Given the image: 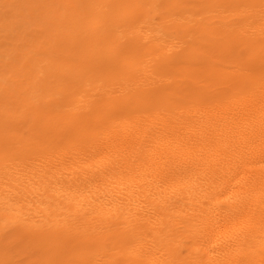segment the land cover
<instances>
[{"label":"bare ground","instance_id":"bare-ground-1","mask_svg":"<svg viewBox=\"0 0 264 264\" xmlns=\"http://www.w3.org/2000/svg\"><path fill=\"white\" fill-rule=\"evenodd\" d=\"M167 4L169 5L168 2ZM94 5L92 4L93 9L96 7ZM104 5L108 8L105 12L111 11L115 14L123 6L117 0H111ZM89 6L91 7V4ZM126 6L129 7L131 4ZM133 7L134 4L132 9ZM170 7L172 9V6ZM138 10L140 11V7ZM105 15L100 14L101 17ZM112 15L114 17L113 13ZM135 15L134 17H138ZM231 15L233 14L223 15L213 23L205 20L202 29L204 40L205 43L211 44L217 55L231 57L236 63L234 67L241 66L245 69L242 75L251 78L252 75L247 76L250 73L248 70L250 65L253 66L252 59L257 56L254 55L255 52L257 53L260 47H264V39L250 38L248 33L252 31L250 28H245L250 24V20L247 21L248 24L235 26L236 23L231 24L229 21ZM96 16L97 14L93 18L96 19ZM124 20L121 21L125 22ZM74 23L72 22L73 26ZM84 23L85 21L81 24ZM152 25L144 24L149 33L144 34L141 45L145 44L146 39L149 41L147 52L154 53L153 59L157 63L172 61L174 64L185 54H190L193 41L184 38L186 40L183 39L180 48L171 52L170 50L176 45L172 41L175 37L163 43L166 33L158 29V25L154 26V23ZM59 26L58 23L52 34L51 45H48V50L42 51L41 57L44 67L52 76L56 74L58 78L67 75L69 65L72 67L69 55L73 56L71 46H75L72 45L74 39L71 37L67 39L66 36L64 38L62 25ZM78 31L75 36L78 35ZM243 32H246V36L240 38L239 35ZM49 37L47 39H50ZM39 42L41 41L37 43ZM64 43L66 45L69 43V46L65 47ZM86 43L89 44L87 41ZM161 43L164 44L162 51H160ZM133 44V42L129 44L130 48ZM111 45V50L117 55L113 60H102L101 50L96 49V45L94 50L90 47L88 49L89 45H83L84 47H80L74 56L84 60L86 56L90 59L89 62L98 58L97 62L103 64L105 71L96 72L94 78L106 80L109 71H113L107 72L106 68L111 65L110 62L115 60L117 65H122L127 56H130L124 46ZM243 47L248 50V55L242 58L239 48ZM25 60L27 59L24 57ZM131 61L135 62L132 59ZM216 72L223 78L229 75L221 69ZM86 76L88 80L91 79V75ZM239 78V75L236 78L233 76V82L238 84L241 81ZM41 79H36V83H33L35 86L32 87L39 91L38 95L35 94L39 97L38 100H30L29 97L24 99L23 96L21 102L17 99L20 102L19 111L25 110L32 120L31 140L18 138L11 141L5 131H0V264H15L10 259V248L11 245L13 246L12 242L18 238L26 240L28 249L32 251L31 258L26 264H264V110H262L264 102L255 107L259 109L255 115L247 114L246 110L250 109V103L245 105L244 101L228 103L229 105L214 104L215 106L209 107L199 104L190 108L182 107L171 101V96L176 94L178 88H165L162 83V87L155 85L144 91H134L127 87L100 88L94 85L82 90H86L83 97H77L81 88L72 90L73 80L75 84L81 80V74H77L74 79L64 81L62 85L70 96H73L71 101L77 104L74 103L73 107H68L64 111L54 112L48 109L43 113L37 112V108L33 107L41 102L40 92L43 88L40 86L46 83ZM226 79L232 80V77L228 76ZM55 82L54 86H57L58 83ZM4 83L1 82L3 85ZM17 83H20L19 80ZM19 89L18 87L17 90ZM28 89L25 91L28 92ZM71 101L65 102V105L70 106ZM8 103L10 101H7V105H10ZM17 154L21 155L22 157H19L22 159L14 158ZM185 218L189 221V225L182 230L180 223ZM16 244H19L18 241Z\"/></svg>","mask_w":264,"mask_h":264},{"label":"rangeland","instance_id":"rangeland-1","mask_svg":"<svg viewBox=\"0 0 264 264\" xmlns=\"http://www.w3.org/2000/svg\"><path fill=\"white\" fill-rule=\"evenodd\" d=\"M31 1H33V2H31ZM93 1H94V3H93ZM103 1L104 0H88V3H87V0H74V1L73 0H69V1L68 0H37V1L36 0H0V18H1V20H0V55H1V57H0V61H1L0 62V92L2 93V95L0 93V95H1L0 96V101H1L0 102V108H1L0 109V112L2 111V113H0V131H5L9 135V137H8L9 140L15 141V140H18V138H20L22 140H25V141L31 140V136H32L31 133L33 131V129H32V123H31L32 120L27 116L25 110H23V109L21 110L20 109V111H19V106L18 105L22 101L23 97H24V99L29 97L30 100L31 99H35V100H38L39 99V97L36 96V95H38L37 93H39V91L37 92V88L36 89L35 88L34 89L32 88V87L35 86V85H33V83L34 82L36 83V81H35L36 79H41L42 78L41 80H43V82H46V83L40 86L41 88H43L44 91L39 87L41 89V92H40V95H41V100L40 101L41 102H38V104H36L33 107L35 109L37 108L36 109L37 112H43V113H45L48 109H51L54 112H58V111H62V110L64 111L68 107H73L74 103H75V105L77 104L75 101H71V100H73V96H70V94L68 93V90L62 86L64 84V81H67V80L68 81L69 80L71 81L72 79L75 78V76L77 74H81V80L79 81V83L77 82L76 84H75V81L73 80L74 85L72 86V88H73L72 90H74L76 88H81L80 93L76 95L77 97L78 96L83 97L84 96V93L86 92V90L85 91H82V90L84 88H90V87H92L94 85H98L100 88L127 87V88H131L134 91H144L146 89L153 88V86H155V85L161 86L163 84L162 86L165 87V88H171V87L172 88L173 87L174 88H178L176 94H174V96H171V98H172L171 101L173 100V102L175 104H177L178 106H182V107L184 106V107L190 108V107H192L194 105H198L199 104V105H204L205 107H209V106H215L214 104H216V105H223V104L229 105L228 103H232V102L240 103V102H243L244 101V102H246L245 105H248L250 103V107H249L250 109L249 110L248 109L246 110L247 114L250 115V114L253 113L252 115H255V114L258 113L259 109H256L255 107H258L259 106L258 105L259 103L261 104L262 102H264V88H260V87H264V52H261V51H264V47H260L258 49V52L257 53L255 52L254 55H257V56L252 59L253 66L251 67V65H250L249 70H248L251 74L248 73V75H247V76H249V75H252V76H251V78H249L250 76L249 77H246L245 76L248 79L247 80L242 75L245 72V69H243L241 66L240 67H241L242 70L240 69V67H234L236 65V63L233 62V60H232L231 57L228 58L226 56L217 55L215 53V51H213V47L211 46V44L208 43V42L205 43L206 40H204L205 39V36H204V34L202 32V29H203V25H204L205 20H206V22L207 21L208 22L211 21V23H213L215 21V19H220L221 17H223V15H227V14H230L231 13V14H233L229 18V21H230L231 24L236 23L235 26H242V25H244L243 23H247V21L250 20V24L247 23L248 25L245 27V28H250V31H252V33L251 32H249L250 34L248 33V36L250 38H255V37L259 38L260 37V39L262 40V39H264V34H259V33H264V24H262V23H264V18H262V17H264V0H235V1L234 0H226L227 2L225 0H220V1L219 0H209V1L203 0L204 2L201 1V0H179V1L178 0H122V1L121 0H117L118 3L120 5H123L122 7H124V8L122 9V7H121L122 10L121 9H118L119 11L117 10L116 14H115V12H111V11L110 12H108V11L105 12V10H108V8L104 4L107 3V2H110L111 0H109L107 2L105 0L104 1V4H103ZM120 1L123 2V3H121ZM173 1H175V2H173ZM185 1H186V5H185ZM196 1H197V3H195ZM210 1H212V2H210ZM66 2H68V3H66ZM127 2H129V3H127ZM139 2H141V4H143V5H140ZM167 2L169 3V5L167 4ZM172 2H173V4H172ZM190 2L194 5V7L191 8V6H193V5ZM181 3H183V4H181ZM209 3H210V5H209ZM90 4H91V7L89 6ZM92 4L93 5L95 4L94 6H96L94 9H93ZM128 4L129 5L131 4V6H129L131 8H129L128 6H126ZM133 4H134V7L132 9ZM160 5H161V8H160ZM178 5H180V6H178ZM188 5H189V7H188ZM54 6H56V8ZM83 6H84V8H83ZM141 6L144 7V8H142ZM170 6H172V9H171ZM185 6H187V7H185ZM139 7H140V11L138 10ZM207 7H208V9H206ZM83 9H85V10H83ZM168 9H170V10H168ZM55 10H58V12L57 11L55 12ZM90 10H91V12H90ZM27 11H29V12H27ZM138 11H139L140 14H138ZM143 11L145 13H143ZM211 11H212V13H211ZM183 12H185V13H183ZM75 13H77V14H75ZM112 13L114 14V17L112 15ZM135 13H136V15H135ZM89 14L91 16L92 15L93 16L91 17ZM94 14L95 15L97 14L96 19H94L95 18V15ZM100 14H103V15L106 14L105 15L106 17L105 16L101 17L102 15L100 16ZM110 14H111V16H109ZM134 15L135 16H138V17H134ZM165 15H166V17H165ZM48 17L50 18V20H47V19H49ZM54 17L57 18V19H55ZM68 17L69 18L71 17V18L69 19ZM259 17L261 18V20H259L260 19ZM66 18H68V19H66ZM86 18L88 19V21H86ZM133 18H136V19H133ZM169 18H172V19H170L171 21L169 20ZM253 18H254V20L257 18V20L254 21ZM51 19H53V20H51ZM106 19H107V21H106ZM143 19H145V20L143 21ZM61 20H62V22L64 21L63 23H65L66 25L63 24L61 22ZM121 20H124L125 22H122ZM134 20H135V22L137 24L138 23L139 24L137 25L135 22H133ZM200 20H202V21H200ZM82 21L83 22L85 21V23L84 24H81V23H83ZM253 21H254V23H253ZM51 22L54 23V24H52ZM72 22L73 23L75 22L74 23V26H73ZM78 22H80V24H78ZM105 22L106 23L108 22V23L107 24H104ZM130 22H132V23H130ZM152 22L154 23V26H157L158 25V29H162L163 32L167 34V36L165 34V38L163 39L164 40L163 43H167L168 40H171L173 37H175L174 39H172V41H174L177 46L175 45V47L170 50L171 52L172 51H175L177 48H180V46L184 42L183 41L184 38L189 39L190 42L193 41L192 42L193 43L192 46L195 49L192 47L190 54H185L182 59H180L178 62H176L174 64H172L173 63L172 61H170V62L167 61V62L157 63L153 59V54L154 53H152V51L151 52H147V47H148L149 41L146 39L145 44L144 45H141V41H143V39H144V34L149 33V30H147L148 28L145 27V26L146 25L153 26L152 25L153 24ZM195 22H196V24H195ZM58 23H59L60 26L61 25L64 26V27L61 26L62 31H63L62 32V35H64V38L67 37V39H70V37H71V38L74 39V41L72 42L73 43L72 45L75 44V46L74 47L71 46V54L73 56H74V54L76 55V52L78 53V49L80 47H84L83 45H86V46L89 45L88 46V49L90 47L92 50L95 49V46L94 45H96V49L100 48L99 50H101V54H102L101 58H102V60L103 59H105V60L106 59L113 60L114 58H116L117 55H116V53L114 54L115 51L111 50V48H110L112 46L111 44H114V46H117L119 44H120V46H124V48H126V50H128V52L130 53V54H128L130 56H127V59L122 62V65L123 66L122 65H117L116 62H115V60L114 61H111L110 62L111 65L108 66L109 69L108 68H106V69H107V72L109 70H113V71H109V77L106 80L105 79H102V78H100L99 80H97L98 79L97 76H96L97 77L96 79L94 78V76L97 73L103 72L102 70L105 71V69H104L105 67H103V64L97 62L98 58H95V59L91 60V62H89L90 59H88L86 56H85V58H86L85 60H84V58L83 59L80 58L81 59L80 60L78 58V56H74L76 58L75 59V58H73V56L69 55L70 56V64L72 65V67L69 65V67H68V69L66 71L67 75H63V76H61L59 78H58V76L56 74H54L52 76V74L44 67V63L41 62V57H42V51L49 49V46L51 45V40H52V37H53L52 34H54L55 27L57 26ZM115 23L117 25H113ZM258 23H261V24H258ZM50 24H52V25H50ZM144 24H145V26H144ZM79 25H82V26H79ZM29 26H33V27H29ZM37 27H38V29H37ZM93 27H94V29H93ZM106 27H108V28H106ZM181 27H183V28H181ZM192 27H193V30H192ZM133 28H134V30H133ZM194 28H196V30H194ZM183 29H185V30H183ZM259 29H260V31H259ZM23 30H24V33H23ZM78 30H80V31H78ZM89 30H90V32H89ZM91 30H92V32H91ZM98 30H100V32ZM186 30H187V32H186ZM189 30L191 31V33H190ZM31 31L34 32V34H36V35H34V34L32 35V32ZM76 31H78V35L75 36V33L77 34ZM102 31H104V32H102ZM128 31H130V32H128ZM170 31H172V32H170ZM26 32H28V33H26ZM29 32H30V34H29ZM45 32H46V35L48 37L51 34L50 37H49L50 39H47L48 37L45 35ZM98 32H99V34H97ZM180 32H182V33H180ZM170 33H171V35L169 36ZM103 34L106 35V36H104ZM194 34L195 35L198 34V35L195 36ZM96 35L99 36V37H97ZM173 35H175V36H173ZM251 35H252V37H251ZM24 36H25V38H24ZM239 36H240V38H243V36H246V32H243ZM43 38H44V40H45L46 43L44 42ZM82 38H83V40H82ZM86 38L89 39V40H87ZM106 39H108V40H106ZM186 39H184V40H186ZM23 40H24L25 44H24ZM30 40H32V41H30ZM37 40L38 41H41V42L37 43L38 42ZM201 40H202V42H201ZM86 41L89 42V44L86 43ZM177 41H179V42H177ZM91 42H93V43H91ZM131 42L134 43L132 45V48H130V45H129ZM35 43H36V45H35ZM106 43H108L107 46L109 48L106 46ZM163 43H161L162 45L160 47V51H162L164 49V46H163L164 44ZM12 44H14V45H12ZM16 44H17V46H16ZM109 44H110V46H109ZM63 45H65V47L66 46L68 47L69 46V43L67 45L64 43ZM202 46H205V47H202ZM32 47L34 49H29V48H32ZM136 47H138V48H136ZM211 47H212V49H211ZM26 48L29 49V50H27ZM74 49H75V51H74ZM135 49L136 50L138 49V50L136 51ZM140 49H142V50H140ZM38 50H40V51H38ZM11 51H12V53H11ZM26 51H27V53H26ZM138 51L141 52V55L140 56H139V52ZM136 52L138 53L137 55H136ZM239 52H240L239 54H240V56L242 58L244 56L248 55V50H246V48H244V47L243 48H239ZM9 54L12 56L13 59L11 58V56H9ZM114 55H115V57H114ZM188 55H190V56H188ZM191 55H192V57H191ZM6 56L8 57V59H7ZM24 57L27 60L24 61ZM189 57H191V58H189ZM257 57H259V59ZM195 58H196V60H195ZM5 59H6V61H4ZM131 59L133 61H135V62H132L131 61L132 62L131 63L130 62ZM201 59H203V61ZM9 60H11V61H9ZM15 60H16V62H15ZM94 60H95V62H94ZM102 60H100V61H102ZM221 60H222V62H221ZM24 62H25V64H24ZM30 62H31V64H30ZM96 62H97V65H99V66H97V65L95 66L94 65V64H96ZM185 63L186 64L188 63V64L186 65ZM191 63H193V64H191ZM22 64H24V65H22ZM169 64H171V65H169ZM258 64H260V65L258 66ZM37 65L38 66L41 65V66H39L40 68ZM89 65L91 66L90 67L91 69L88 67ZM124 65H128V66H124ZM15 66H16V68H15ZM78 66H80V67H78ZM81 66H82V68H81ZM185 66H187V67H185ZM195 66L197 67V69H196ZM18 67H19V69H18ZM201 67H202V69H201ZM76 68H77V70H76ZM96 68H97V70H96ZM188 68L191 70V72L192 71L193 72L191 73ZM12 69H13V71H12ZM23 69H25V70H23ZM89 69H90V71H89ZM168 69H170V70H168ZM206 69L208 70L207 72H206ZM220 69H221V71H225V72L229 73L228 76L232 77V80L231 79L230 80L226 79L228 76L225 77V78L219 77V75L217 74L218 72H216V71H219ZM43 70L44 71L47 70V71L44 73ZM188 70H189V72H188ZM21 71L22 72L25 71V73L23 72V74H21L22 73ZM205 73H208V74L206 75ZM48 74H50L53 78L50 75H49V77H50L49 78L47 76ZM191 74H192L193 77L191 76ZM42 75H43V77H42ZM86 75H91L90 76L91 79L88 80V76H86ZM195 75H197L199 78L197 76L195 78ZM199 75L202 76V77H204V78L200 77ZM238 75L240 77L239 80H241V81L238 84H236L235 82H233V80H234L233 79V76H234V78H236ZM21 76H24V77L22 78ZM36 76L38 78H36ZM19 77H21V78H19ZM213 77H215V79H213ZM243 77H244V80L245 81L242 80ZM222 78H223L224 81L222 80ZM48 79H50V80H48ZM60 79H62L61 82H60ZM250 79H252V80H250ZM18 80H19L20 83H17ZM32 80H33V82H32ZM193 80H195V81L193 82ZM4 81H5V83H4ZM13 81H14V83H13ZM26 81H27V83L29 85L26 83ZM55 81H57V83H58L57 86H54V84H56ZM95 81H97V82H95ZM107 81H108V83H107ZM176 81H178V82H176ZM1 82L4 83V85L1 84ZM16 83L19 84V85H17ZM59 83H61V84H59ZM195 83L196 84L198 83V84L195 85ZM215 83H216V85H215ZM234 83L237 85L236 86L237 88L235 87V84ZM240 83L243 84L244 86L243 85H240ZM21 84H22V86H21ZM23 84H25V85H23ZM205 84H206V87L207 88L205 87ZM211 84L213 86H210ZM221 84H223L224 86L222 87ZM11 85H13V86H11ZM30 85H31V87H30ZM14 86H16L17 88L14 87ZM18 87L20 89H22V90H20V89L17 90ZM23 87H26V88L23 89ZM244 87L246 88V90H245ZM8 88H9L10 91L8 90ZM30 88H31V90H30ZM203 88L205 89L204 91H203ZM13 89L15 90V92H14ZM27 89L29 90L28 92H26ZM222 91L224 93H222ZM251 91H253V92H251ZM19 92L21 94H19ZM246 94H247V96L245 97ZM222 95H225V96H222ZM249 95H251L252 98L249 97ZM256 95H259L260 97L259 96H256ZM261 95H262V97H261ZM5 97H7L8 99H5ZM185 97H186V99H185ZM254 97L257 100H255ZM187 99H189V100L191 99V100L189 101ZM208 100H210V101H208ZM7 101L8 102L10 101V103H8L10 105H7ZM68 101H71L70 106H66L65 105V102H68ZM247 101H249V102H247ZM16 103H18V104H16ZM3 109H4L5 112L3 111ZM251 109H252V112H250ZM262 110H264V109H262ZM4 113H6V115ZM3 115H5V116L3 117ZM5 124L7 125V127H6ZM9 127H10V129H9ZM6 128H8L7 131L5 130ZM12 128H14V129L12 130ZM2 129H4V130H2ZM18 129H19V131H18ZM15 134H17V135H15ZM217 135H218V133H217ZM16 136H18V137H16ZM22 137H24V138H22ZM19 156L22 157L21 155L17 154L16 156H14V158L17 157L18 159H22ZM12 157H8V158H12ZM100 189H99V191H101ZM182 221L183 222L180 223V224L183 227L182 230H184V229H186L188 227L189 221L186 218L183 219ZM20 239L21 238H18V240L12 242L13 246L11 245V248H10V259L15 264H26L29 261V258H31L30 257V254H32V251H30L28 249L27 244H26V240H22L21 239L22 240L21 241ZM17 241H18L19 244H16ZM16 249H18V250H16Z\"/></svg>","mask_w":264,"mask_h":264}]
</instances>
